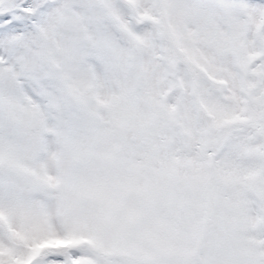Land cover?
Listing matches in <instances>:
<instances>
[{
  "label": "snow or ice",
  "instance_id": "6c2138e0",
  "mask_svg": "<svg viewBox=\"0 0 264 264\" xmlns=\"http://www.w3.org/2000/svg\"><path fill=\"white\" fill-rule=\"evenodd\" d=\"M0 264H264V0H0Z\"/></svg>",
  "mask_w": 264,
  "mask_h": 264
}]
</instances>
